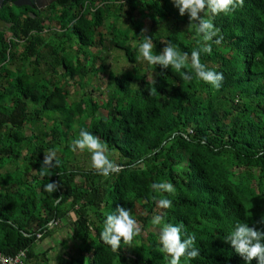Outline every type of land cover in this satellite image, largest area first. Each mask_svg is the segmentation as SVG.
<instances>
[{
	"label": "trees",
	"instance_id": "trees-1",
	"mask_svg": "<svg viewBox=\"0 0 264 264\" xmlns=\"http://www.w3.org/2000/svg\"><path fill=\"white\" fill-rule=\"evenodd\" d=\"M58 6L0 32V253L25 251L24 264H169L160 250L161 226L151 223L162 215L196 235L200 255L181 264H246L226 237L237 223L264 228L257 223L264 217V0H244L234 13L212 18L223 42L201 60L223 74L218 90L190 65L183 70L192 74L187 82L174 68L148 64L133 45L142 42V20L149 19L145 35L154 53L171 43L190 57L199 37L171 0ZM112 47L131 68L107 72L106 96L98 75ZM81 129L107 143L119 171L103 177L79 164L71 144ZM50 149L58 165L51 176L41 175ZM57 181V191H44ZM162 181L175 186V195L151 190ZM153 196L173 206L161 209ZM117 205L142 228L118 253L100 239ZM62 227L69 250L54 257L57 245L34 251Z\"/></svg>",
	"mask_w": 264,
	"mask_h": 264
},
{
	"label": "clouds",
	"instance_id": "clouds-1",
	"mask_svg": "<svg viewBox=\"0 0 264 264\" xmlns=\"http://www.w3.org/2000/svg\"><path fill=\"white\" fill-rule=\"evenodd\" d=\"M171 3L178 9L180 16H188V29L194 30L199 37L197 41L199 46L191 52L190 57L171 43L159 53H154L153 39L145 35L146 30L143 29L138 37L142 42L133 41V45L138 47L142 59L148 64L160 66L162 69L174 68L187 82H191L192 74L183 70L190 65L198 80L218 90L223 81V74L209 69L202 62L201 55L211 54L212 45H220L223 42V37L219 34L220 30L215 26L212 18L234 13L238 8L243 7L244 0H171ZM152 84H155L153 77ZM132 86L136 88V85ZM71 150L73 152L87 150L91 154L93 168L103 177H109L119 171V166L110 159L107 143L86 129L79 131L78 138L72 141ZM57 165L56 150L50 149L43 158L40 174L51 176V170ZM60 187L58 181L49 182L44 186V191L54 193ZM151 190L154 193L170 195L176 193L175 186L168 181L152 183ZM62 198L63 195L58 197L57 202ZM153 200L161 209H170L173 206L172 200L164 196L158 201L156 196H153ZM151 223L154 226H161L158 237L160 250L170 257L169 264H181L182 258L191 261L200 255L195 233L188 234L182 222L172 224L165 222L162 215H154ZM257 223L264 225V217ZM141 231V225L133 217L131 210L117 205L114 211L106 215L100 239L109 245L113 252L118 253L121 242L131 247L134 238L140 236ZM226 242L246 261V264L252 260H256L257 264H264V228H257L256 224L250 227L246 222L237 223L234 230L226 237Z\"/></svg>",
	"mask_w": 264,
	"mask_h": 264
},
{
	"label": "rangeland",
	"instance_id": "rangeland-1",
	"mask_svg": "<svg viewBox=\"0 0 264 264\" xmlns=\"http://www.w3.org/2000/svg\"><path fill=\"white\" fill-rule=\"evenodd\" d=\"M14 11H15V13L17 12L16 10H14ZM142 22L144 23V30H146L145 33H148L149 23H150L149 19H143ZM107 25H108V23H107V21H105L103 27L107 28ZM52 27L53 28L56 27V23L54 21L52 22ZM55 29H57V28H55ZM104 63H105L106 68L99 73L98 80L104 81L105 84L100 86L101 91L106 96H109L110 89L106 86V81H105L107 72L109 70H111V71L115 72L116 74H118L124 70L130 69L131 65L126 61L123 52L120 51L119 49L115 48V47L109 48L107 50V53L104 56ZM14 68L15 67H12V69H14ZM97 68H100V62L98 63ZM92 85H93V82H91V81L87 82V91L90 90ZM105 95H100L99 92H96L94 97L99 98L100 101H103ZM78 99H79V95L74 98V100H78ZM76 153H77L76 156H77V159L79 161V164H82L86 168H92L93 167L92 161H91V154L87 150H85L83 152L77 151ZM68 238H69V234H68L67 227H62L60 230L55 232L53 238H48V239H45V240L39 242L35 246L34 251L39 252L41 250L47 249L49 246L57 245L58 246L56 248L57 250L50 254V256L54 257L58 253H62L64 251H67V249L69 250V248L71 247V242L68 240ZM63 241H65V245H67V248L63 246ZM52 263H55V261L54 262L52 261Z\"/></svg>",
	"mask_w": 264,
	"mask_h": 264
},
{
	"label": "flooded vegetation",
	"instance_id": "flooded-vegetation-1",
	"mask_svg": "<svg viewBox=\"0 0 264 264\" xmlns=\"http://www.w3.org/2000/svg\"><path fill=\"white\" fill-rule=\"evenodd\" d=\"M61 1L66 0H0V32H7L14 22L50 15Z\"/></svg>",
	"mask_w": 264,
	"mask_h": 264
},
{
	"label": "built area",
	"instance_id": "built-area-1",
	"mask_svg": "<svg viewBox=\"0 0 264 264\" xmlns=\"http://www.w3.org/2000/svg\"><path fill=\"white\" fill-rule=\"evenodd\" d=\"M25 257V251H20L15 256L0 253V264H24Z\"/></svg>",
	"mask_w": 264,
	"mask_h": 264
}]
</instances>
